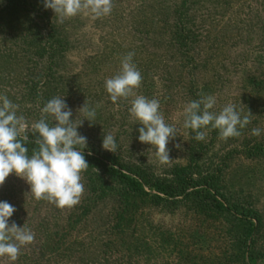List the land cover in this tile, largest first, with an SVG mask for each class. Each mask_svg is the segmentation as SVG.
<instances>
[{"label":"rangeland","instance_id":"374dc122","mask_svg":"<svg viewBox=\"0 0 264 264\" xmlns=\"http://www.w3.org/2000/svg\"><path fill=\"white\" fill-rule=\"evenodd\" d=\"M128 52L142 82L113 103L105 81ZM0 94L25 117L27 141L37 139L31 125L51 98L62 97L76 123L86 104L96 117L78 128L87 138L85 157L112 155L123 172L141 170L153 180H171L193 158L195 180L213 176L218 200L260 218L248 235L249 218L192 198L154 205L89 167L79 203L58 208L36 200L12 173L0 201L16 209L9 225L25 224L34 240L16 261L0 257V264H264V0H113L108 16L63 23L42 0H0ZM136 95L159 100L166 123L178 130L167 164L138 140L142 125L128 111ZM206 95L216 98L212 111L232 103L249 116L240 136L202 129L205 139L197 141L183 128L184 107ZM104 133L115 137V153L102 148Z\"/></svg>","mask_w":264,"mask_h":264},{"label":"clouds","instance_id":"9594fccd","mask_svg":"<svg viewBox=\"0 0 264 264\" xmlns=\"http://www.w3.org/2000/svg\"><path fill=\"white\" fill-rule=\"evenodd\" d=\"M45 9L55 13L58 22L63 23L77 15L89 16L93 20L111 14L113 0H42ZM134 52L122 57L120 71L106 79L105 89L109 98L116 103L121 98L134 95L140 87L142 75L133 62ZM216 105L213 95L201 96L190 101L183 109V128L194 133V139L203 141L206 132L202 129L218 130L222 139L238 137L251 121L248 115L241 116L232 103L220 111H212ZM160 102L143 95H136L128 109L132 119L142 125L138 140L151 145L160 164L170 162L167 145L177 136V128L166 123L159 111ZM18 105L6 95L0 94V186L14 173L30 186V193L36 200H47L58 208L72 207L79 203L84 191L81 173L89 165L84 149L87 138L78 132L84 120H95L96 112L84 104L78 112L84 119L79 123L71 119L73 112L62 97H53L41 109V118L31 125L38 145L31 156L25 142L28 140V124L25 117L17 114ZM51 121V122H50ZM54 122V123H53ZM21 133H24L21 139ZM261 129L253 128L252 135L259 136ZM77 146H81L78 148ZM180 147L179 144L176 145ZM102 148L115 153L117 143L111 134H105ZM16 211L7 201H0V257L16 261L23 246L34 240V233L25 224L15 222L9 225V218Z\"/></svg>","mask_w":264,"mask_h":264},{"label":"trees","instance_id":"16d2710c","mask_svg":"<svg viewBox=\"0 0 264 264\" xmlns=\"http://www.w3.org/2000/svg\"><path fill=\"white\" fill-rule=\"evenodd\" d=\"M15 3L17 0H11ZM25 146L28 148V155L31 156L34 148L38 145L35 142L26 141ZM89 168L98 169L103 175L108 176L111 180L127 189L128 193L135 194L146 198L150 203L161 206H171L178 202L188 200L190 198L200 202L201 206L216 212H233L237 216H243V219L249 218L250 235L255 226L253 221H259L257 214L251 212L240 211L236 206L224 205L217 196L212 194L215 187L216 179L213 176L203 177L201 180H195L196 173L194 159L189 160L186 166L175 167L172 172L171 180H153L141 170L123 172L112 155L86 156ZM144 188H147L146 191Z\"/></svg>","mask_w":264,"mask_h":264}]
</instances>
